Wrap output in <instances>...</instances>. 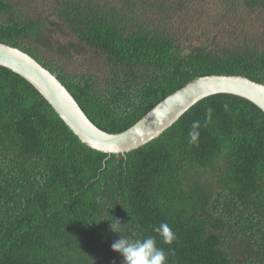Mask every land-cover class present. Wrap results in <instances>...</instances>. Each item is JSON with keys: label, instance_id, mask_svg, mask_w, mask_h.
Returning <instances> with one entry per match:
<instances>
[{"label": "trees", "instance_id": "16d2710c", "mask_svg": "<svg viewBox=\"0 0 264 264\" xmlns=\"http://www.w3.org/2000/svg\"><path fill=\"white\" fill-rule=\"evenodd\" d=\"M25 1L0 0V44L52 73L104 132L127 130L203 76L264 85V0H51V21ZM57 23L106 67L68 69L70 50L42 39ZM111 222L133 239L155 236L169 264H264V113L210 96L149 144L108 156L0 67V264H122ZM162 222L172 245L154 232Z\"/></svg>", "mask_w": 264, "mask_h": 264}, {"label": "water", "instance_id": "95a60500", "mask_svg": "<svg viewBox=\"0 0 264 264\" xmlns=\"http://www.w3.org/2000/svg\"><path fill=\"white\" fill-rule=\"evenodd\" d=\"M0 67L30 83L82 144L108 156L127 154L149 144L210 96L234 95L253 103L264 113L263 84L242 76L210 75L175 91L127 130L110 134L96 127L66 87L27 53L0 44Z\"/></svg>", "mask_w": 264, "mask_h": 264}, {"label": "clouds", "instance_id": "9594fccd", "mask_svg": "<svg viewBox=\"0 0 264 264\" xmlns=\"http://www.w3.org/2000/svg\"><path fill=\"white\" fill-rule=\"evenodd\" d=\"M225 107H227V105H225ZM211 111V109L208 110V119H211ZM200 127L201 125L199 121H194L192 123L191 130L188 133L189 143H198ZM117 223L121 224L119 219H117ZM88 224L91 225L93 223ZM111 230L120 234L119 239L113 241L111 247L113 251L119 253L123 258L122 264H169V254L172 250L169 249L166 251L165 249L158 247L155 236H147L143 239H133L121 234L112 222ZM154 232L166 245L174 244L177 239L175 232L166 222H162L158 227H155Z\"/></svg>", "mask_w": 264, "mask_h": 264}, {"label": "rangeland", "instance_id": "374dc122", "mask_svg": "<svg viewBox=\"0 0 264 264\" xmlns=\"http://www.w3.org/2000/svg\"><path fill=\"white\" fill-rule=\"evenodd\" d=\"M24 11L34 18L46 17L52 20L50 12L52 9L51 0H26L23 3ZM260 32L264 31V25L256 26ZM264 38V35H263ZM52 46L61 45L70 50L71 62H64L71 71H86L96 68L103 70L106 67V62L103 57L99 56L94 50L86 51L79 42L69 34L65 27L58 25H47V29L42 38Z\"/></svg>", "mask_w": 264, "mask_h": 264}]
</instances>
